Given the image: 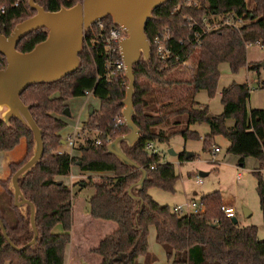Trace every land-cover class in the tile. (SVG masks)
<instances>
[{
	"label": "trees",
	"instance_id": "obj_1",
	"mask_svg": "<svg viewBox=\"0 0 264 264\" xmlns=\"http://www.w3.org/2000/svg\"><path fill=\"white\" fill-rule=\"evenodd\" d=\"M35 1L45 9L55 10L77 0ZM187 1L190 3L185 4ZM191 1L166 0L152 9L144 25V33L150 42L149 56L132 64L134 114L131 120L139 134L131 146L125 143L120 146L146 171L147 180L142 189L132 191L139 200L132 199L125 191L138 178V170L122 164L105 149L106 137L111 141L127 132L123 123L115 122L116 117H122L119 101L124 96L127 79L121 69L115 72V78L104 76L103 34L113 25L110 16L98 20L100 27L93 22L83 29L78 52L80 61L72 72L54 81L33 83L23 90L20 98L28 105L42 131L44 146L40 161L18 181L24 197L35 207L37 236L34 244L15 249L0 229V264H64L65 248L71 239L73 195L71 186L56 177L67 176L77 162L80 171L110 173L100 177L97 183L89 179L76 181L79 186L93 187L87 201L89 216L115 225L92 249L100 257L99 264H139L138 256L146 254L149 226H153L154 240L162 247L170 264H264V239L256 237L254 225L240 226L224 216L217 190L200 196L197 200L200 211L184 215L157 203L145 193L148 186L171 189L176 175L172 164L159 163L158 154H149L143 148L144 143L148 140L166 141L174 133L184 140L197 138V132L188 126L205 123L208 132L202 138L203 149L211 151L210 139L221 135L228 141L225 151L238 157V165L247 156L257 159L258 169L252 174L264 223V181L259 171L264 167V96L261 107L248 109V85L231 81L220 89V113L210 114L205 105L194 100L199 89H204L209 96L213 94L220 62L225 61L231 71L247 64V44L262 47L264 58V0H196L197 6L191 5ZM1 6L0 29L5 35L15 23L35 12L28 0H0ZM209 13L219 21L227 15L241 16L242 21L237 26L220 22L193 39L185 15L198 19ZM165 27L171 34L165 41L168 54L159 57L154 51L152 38ZM45 36L44 27L34 29L18 41L17 49L29 50ZM187 60L193 64L191 71L187 76L178 75L176 68ZM5 64V56L0 53V68ZM259 87L264 90V78ZM85 90L98 100V107L82 123L81 133L95 129L93 139L100 142L95 144L92 138L78 141L76 148L80 156L59 152L60 132L67 126L63 113L67 107L65 100L82 96ZM182 119L185 127L173 130ZM227 119L232 120L231 125L225 123ZM22 137L27 141V156L23 161L11 164V175L30 155L32 133L15 117L9 124L0 119V151L12 149ZM191 158L192 155L185 158L183 152L177 154L180 162ZM7 182L0 197V219L12 244L21 247L33 237L29 224L30 208L21 209L14 205Z\"/></svg>",
	"mask_w": 264,
	"mask_h": 264
},
{
	"label": "water",
	"instance_id": "obj_2",
	"mask_svg": "<svg viewBox=\"0 0 264 264\" xmlns=\"http://www.w3.org/2000/svg\"><path fill=\"white\" fill-rule=\"evenodd\" d=\"M164 1L166 0H77L70 6L61 5L58 9L48 10L35 0H28L29 6L35 12L15 23L8 35L0 29V53L6 59L5 66L0 68V119L9 124L12 117L17 118L29 127L33 140L30 155L11 175L7 184V188L13 194L14 205L21 209H25L26 206L30 208L29 224L33 231L32 239L24 246H14L7 237L0 219L2 234L15 249H23L34 244L36 240L35 207L24 197L18 181L40 161L44 151L42 131L20 95L33 83L54 81L72 72L80 61L78 52L82 44L83 29L107 15L114 24L125 31V35L118 41L123 73L127 79L124 96L119 103L122 105L121 116L127 132L106 143L105 149L122 164L138 170V178L130 183L125 191L132 199L139 200L132 191L142 189L143 182L147 180L146 171L124 153L120 143L131 146L138 138L139 130L131 120L134 114L132 64L139 58L147 59L149 56L150 43L144 33V25L151 16L152 9ZM40 27L46 29L44 39L35 43L29 50L17 49V43L23 36ZM63 113L68 116L69 108L65 107ZM167 153L176 155L170 148L167 149ZM190 155L189 152L184 153L185 158ZM198 174L203 176L206 173ZM231 220L236 222L234 217Z\"/></svg>",
	"mask_w": 264,
	"mask_h": 264
},
{
	"label": "rangeland",
	"instance_id": "obj_3",
	"mask_svg": "<svg viewBox=\"0 0 264 264\" xmlns=\"http://www.w3.org/2000/svg\"><path fill=\"white\" fill-rule=\"evenodd\" d=\"M246 2H249V0H246ZM263 60V50L261 47L254 45L253 43L247 44V64L240 66L236 71H231L225 61L220 62L218 64L219 74L215 83L213 94L209 96L204 89H199L194 94V100L200 105H205L207 107L208 113L218 114L221 112L222 108L219 101L220 89L231 81H236L245 82L249 87V93L253 92L254 90V93L249 100L252 104L256 99L257 93H261L257 92V90L261 89L259 87V82L262 78H264V64H262ZM252 64H256V66H252ZM192 66V62L190 61L189 63L187 60L185 64H181L176 68V70L179 72H177V74L181 76H187L189 71H191ZM78 97L79 96L69 97L65 100L66 106L71 111V116L65 117L67 124L73 123L81 104L84 106L88 104L92 107L97 105V100L94 99L93 96ZM91 111H93V109ZM85 113L86 110H83L80 115L84 116ZM87 117L88 115L86 116V119ZM225 123L227 125H231L232 120L227 119ZM178 126L179 125H177L176 128H178ZM183 127H185L184 123L182 126H179V129ZM188 128L195 130L198 134V137L189 138L186 139V141H183V138L178 133H174L166 141H154L158 150V162L171 163L176 178L172 183L171 189L169 190H164L156 186H148L145 190V193L150 195L151 198L157 203L165 204L171 208L173 204H181L185 200L188 201L190 199L197 201L203 194L217 190L220 194V205L232 207L235 215L234 218L237 220V222L243 225H254L256 227V237L258 239H264V223L261 219L258 199L255 192V177L252 172L247 171L244 168L235 167L231 165L232 163L228 162L227 157L232 154L225 151L227 142L226 139L221 135L213 136L209 142L211 147H218L219 151L217 153L212 154L210 150L202 148V138L208 132V127L205 123L192 124L189 125ZM169 148L172 149L176 155L180 152H189L192 154V158L179 162L177 161L176 155H169L167 153V149ZM74 155L80 156V152ZM224 157L225 160L223 159ZM198 172H203L206 174L200 176ZM236 172L240 174L239 179L235 178ZM70 173H74L73 165L70 169ZM86 174L88 177L84 176L80 177V179H89L92 183H97L100 180V177L109 175L106 172L102 174L88 172ZM69 175L70 174L62 177V180L64 183L71 186L73 199L78 196L80 199L82 198L84 200L85 206H87L88 198L93 193L92 185L79 186L77 182H74L72 185L69 180ZM196 176L201 178V183L195 182ZM193 192H195V194H193ZM7 199L8 198L6 197V200ZM244 208L248 209L250 212V215L247 217L243 216ZM92 221V225L88 227L74 226L72 230L73 238L80 242L83 250H87L85 253L83 252L84 254H82V261L84 264H97V261L100 259L97 254L90 252L91 250H88L91 248V246H95L97 240L106 234V232L101 227H98L97 224L100 223V221L112 223L110 221L101 219H94ZM150 227L153 228V226ZM147 236L149 241L154 242L152 234H147Z\"/></svg>",
	"mask_w": 264,
	"mask_h": 264
},
{
	"label": "crops",
	"instance_id": "obj_4",
	"mask_svg": "<svg viewBox=\"0 0 264 264\" xmlns=\"http://www.w3.org/2000/svg\"><path fill=\"white\" fill-rule=\"evenodd\" d=\"M254 45L259 46L258 44H254ZM261 49H262V47H261ZM257 92H261V93L259 94ZM257 92H256L257 93L256 99L252 104L250 103L249 100H250V97H252L254 90H253V92L249 93L248 99H247V104H246V107L248 109L254 108V107L258 108V107L262 106L264 90L261 88V89L257 90ZM82 96L86 97V96H92V95L88 94V95H82ZM82 96H79V97H82ZM94 99H96V98L94 97ZM97 107H98V100H97V105L95 107H92L91 105H88V104L86 106L81 104L80 108L77 111L76 118L73 121V123L67 124V126L63 130H61V132H60L63 142H61V145L57 148L58 151H66L67 153H70L72 155L78 153L76 145L72 149H68L64 145V137L67 133L72 131L74 127H79L82 125V123L86 119V116L89 113V109H91V110L97 109ZM80 109H81V111H80ZM83 110H86V113L84 116H81L80 113ZM68 116H71L70 110H69ZM181 122L182 123L179 124V126H182V124L184 123V119H182ZM179 126H178V128H176L177 126H175L172 129L177 130V129H179ZM182 140L186 141L184 139H182ZM226 142L228 144L227 140H226ZM227 144H226V147H227ZM27 151H28L27 141L24 137L20 138L19 142L12 149L7 150V151H0V197L3 196V193L5 191L4 184L7 181H9V178L11 175V164L19 163V162L23 161L27 156ZM218 151H219V149H218ZM212 154H215V153H212ZM176 157H177V155H176ZM227 158H228V162L232 163L231 165H233L235 167L244 168L245 170L251 171V172L258 169V161H257V159H255L253 157H250V156L244 157L241 165H238V163H237V159H238L237 156L232 154V155H229V157H227ZM223 159L225 160V157ZM73 166H74V173H72V174L69 173L70 174L69 180H70L72 185L74 182L78 181L80 179V177H84V176L88 177V175L86 173L89 172V171H80L76 164H74ZM71 168H72V166H71ZM262 169H259L260 173L262 172ZM95 173L102 174L105 172H95ZM106 173H108V172H106ZM108 174L110 175V173H108ZM62 177H64V176L56 177V179L62 180ZM239 178H240V176H239ZM7 184H8V182H7ZM193 194H195V192H193ZM190 200H192V199H190ZM185 201H187V200H185ZM173 205H175V204H173ZM248 215H250V212L248 209H245V213H243V216L247 217ZM234 217H235V215H234ZM92 220H94V219L91 218L89 216V213H88V203H87V206H85L84 200L82 198L80 199L78 196H76V198L72 200V227H71V231H70L71 239L65 248L64 264H84L82 261V254H84L87 250H83V247H81L80 242L73 238L72 230H73L74 226L88 227V226L92 225V223H93ZM236 222H237V220H236ZM112 223H106V222L100 221V223H98L97 225H98V227H101L106 232V234H108L115 228L114 223L113 224ZM239 225L244 226L243 224H239ZM147 234H152V238L154 240V228L149 226L148 230H147ZM147 238H148V236L146 235V243H147L146 254L138 256L137 260H138L139 264H169L170 260H166V257H165V254H164L162 247L158 243H156L155 240H154V242H152V241H149V239H147ZM100 239H98L97 242ZM97 242H96V244H97ZM95 246H91V248H89L88 250H91L90 252H92V249ZM87 247H89V246H87ZM99 261H100V259H99ZM99 261H97V264H99Z\"/></svg>",
	"mask_w": 264,
	"mask_h": 264
},
{
	"label": "built area",
	"instance_id": "obj_5",
	"mask_svg": "<svg viewBox=\"0 0 264 264\" xmlns=\"http://www.w3.org/2000/svg\"><path fill=\"white\" fill-rule=\"evenodd\" d=\"M190 2L187 1L185 4H189ZM191 5L197 6V1L192 0ZM1 11L3 10V6L0 7ZM186 21V26L193 31V39H197L199 34L201 32H204L206 29L213 27L217 25L218 23H224L231 26H237L241 21V16H232L227 15L224 17L221 21L218 20L217 17L213 14H202L198 19L192 18L189 14L185 15L184 17ZM97 25L99 27L101 26L100 22L97 20ZM99 35H101L99 33ZM125 35V31L122 27L119 25H116L113 23V25H110L107 29L106 33L103 34V44L105 47L104 50V68L105 73L104 76L109 79V76L116 77V71L117 70H123V62L119 53V47H118V41ZM170 32L168 31V28L165 27L160 34H156L152 38V45L154 47L155 53L159 57H163L164 55L168 54V49L165 45V41L169 38ZM150 43V42H149ZM118 54V56L116 55ZM186 61H182L181 64H185ZM124 74V73H123ZM90 92H87L85 90L84 95H88ZM115 122L117 124H124L122 117H116ZM82 125L79 127H74L72 131L67 133L64 137V145L68 149H72L75 145H77L78 141L85 142L89 139H93L94 134L96 133V130H84L83 133H81ZM90 134V135H89ZM110 141V137H106V142L108 143ZM100 142L99 139L94 138L93 143L98 144ZM144 150H146L149 154H158L157 147L155 145V142L153 141H146L143 146ZM218 151V147H213L211 149L212 153H216ZM59 152H66V151H59ZM152 165L150 166V168ZM262 179L264 181V168L262 169ZM240 174L237 172L235 175V178L238 179ZM196 183H201V178L199 176L195 177ZM171 210L179 215L189 214L193 212H198L201 210V205L198 203V201L194 200H188L184 201L181 204H176L171 207ZM220 210L224 214L225 217L232 218L234 217V210L232 207H225L220 205Z\"/></svg>",
	"mask_w": 264,
	"mask_h": 264
}]
</instances>
